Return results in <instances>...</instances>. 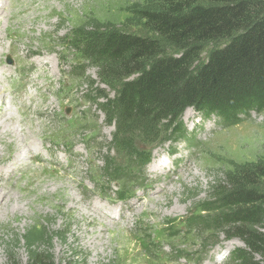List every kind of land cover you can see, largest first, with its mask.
Listing matches in <instances>:
<instances>
[{
    "label": "rangeland",
    "instance_id": "obj_1",
    "mask_svg": "<svg viewBox=\"0 0 264 264\" xmlns=\"http://www.w3.org/2000/svg\"><path fill=\"white\" fill-rule=\"evenodd\" d=\"M152 1L6 0L8 10H0V71L12 75L10 82L15 70L22 76L16 89L0 82V113L6 107L0 126L10 128L0 130V264H28L33 243L70 264H231L230 252L243 246L226 242L216 227L192 226V218L211 219L214 209L202 210L212 207L214 188L228 171L264 163V111L226 127L190 109L181 131L160 128L154 142L137 131L134 143L143 152L154 148L143 166L116 148L115 126L99 109L103 95L115 92L89 60L88 32L116 26L157 37L134 15ZM225 43L207 44L195 66ZM31 104L34 112L25 120ZM51 143L57 150L39 147ZM75 144L73 163L61 162V146ZM157 158L163 168L154 165ZM136 175L141 182L129 196L134 184L128 178ZM64 187L70 198L59 194ZM107 189L126 193L119 219L95 206ZM87 211L97 223L86 222Z\"/></svg>",
    "mask_w": 264,
    "mask_h": 264
},
{
    "label": "trees",
    "instance_id": "obj_2",
    "mask_svg": "<svg viewBox=\"0 0 264 264\" xmlns=\"http://www.w3.org/2000/svg\"><path fill=\"white\" fill-rule=\"evenodd\" d=\"M134 15L157 37L116 26L88 32L89 60L115 92L103 95L99 109L115 126L113 144L132 162L148 158L134 143L137 131L153 142L160 128L178 133L190 108L216 115L226 127L264 111V0H153ZM225 40L195 66L207 44ZM166 45L178 53L168 54ZM214 189L212 207L202 210L214 209L211 219L193 216L192 226L238 239L243 246L231 251V264H264V163L228 171ZM28 251V264H70L36 243Z\"/></svg>",
    "mask_w": 264,
    "mask_h": 264
},
{
    "label": "bare ground",
    "instance_id": "obj_3",
    "mask_svg": "<svg viewBox=\"0 0 264 264\" xmlns=\"http://www.w3.org/2000/svg\"><path fill=\"white\" fill-rule=\"evenodd\" d=\"M5 1V2H4ZM17 1V0H16ZM11 2V1H10ZM8 3L6 2V0H0V10H2V12L3 13H6V11L8 10ZM10 10V9H9ZM7 14H9V13H7ZM7 14H6V16H7ZM0 15H2V13L0 14ZM8 18H9V16H7ZM0 28H1V26H0ZM0 34H1V29H0ZM0 47H3V45L0 43ZM33 85H35V84H37L38 83V80H33L32 82H31ZM33 112H34V109H33V107H32V104H31V107H30V109L29 110H27L26 111V118H25V120H27L28 118H29V115L30 114H33ZM3 116H5L6 117V107L4 108V110L0 113V119L3 117ZM9 117H15V116H9ZM8 123V122H7ZM27 123V122H26ZM3 124H1V126H0V130L1 129H3V131L5 130V132L7 131V130H10V128L8 127V125L6 126V124H4V126H2ZM9 125H12L10 122H9ZM158 165L160 166V167H164V164H163V161H161V162H159L158 163ZM68 190H69V188H68ZM71 191V190H70ZM59 194H61V196H67L68 195V192H67V187H64V189H62V190H59ZM67 198H70L69 196H67ZM77 200V199H76ZM76 200H75V202H76ZM3 201V195L0 193V203ZM74 202V201H73ZM74 202V203H75ZM97 205V204H96ZM98 209H102V206L101 205H97L96 206ZM87 210V209H86ZM87 212H89V211H87ZM84 213V212H83ZM82 214V213H81ZM86 214V213H85ZM85 218L87 219V221L86 222H88V224L89 225H91V224H94V223H97L96 221H97V219L96 218H94V214H92V213H88V214H86L85 215ZM82 220V219H81ZM87 233V232H86ZM99 234V233H98ZM97 236V235H96ZM99 237V236H98ZM206 264H211V263H206ZM212 264H219L218 263V261L217 262H212Z\"/></svg>",
    "mask_w": 264,
    "mask_h": 264
}]
</instances>
